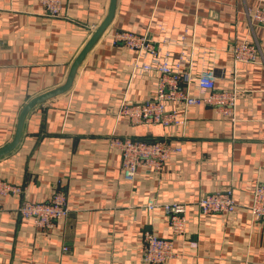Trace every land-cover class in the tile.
Wrapping results in <instances>:
<instances>
[{
	"label": "crops",
	"instance_id": "obj_1",
	"mask_svg": "<svg viewBox=\"0 0 264 264\" xmlns=\"http://www.w3.org/2000/svg\"><path fill=\"white\" fill-rule=\"evenodd\" d=\"M110 0H62L61 15L40 0H0V148L14 137L21 109L65 83L72 62L108 13ZM264 0H117L112 21L77 69L72 86L35 105L18 145L0 156V179L22 188L0 197V264H148L144 233L172 239L174 256L161 264H264V217L251 211L264 185V24L252 19ZM146 35L161 54L213 64L241 86L236 120L208 104L190 113L181 134L158 123H134L122 103H142L160 77L134 73L148 61L117 31ZM256 43L261 56L236 61L233 47ZM193 53V54H192ZM180 131V129H178ZM172 133V134H170ZM171 135L181 147L162 172L140 166L123 177L111 136L153 140ZM232 189V213L203 214L202 195ZM67 196V217L51 229L22 217L25 201ZM154 197L157 206L147 209ZM186 205V233L175 235L164 204Z\"/></svg>",
	"mask_w": 264,
	"mask_h": 264
},
{
	"label": "built area",
	"instance_id": "obj_2",
	"mask_svg": "<svg viewBox=\"0 0 264 264\" xmlns=\"http://www.w3.org/2000/svg\"><path fill=\"white\" fill-rule=\"evenodd\" d=\"M44 10L51 16L61 15L62 0H40ZM252 19L264 24V9H258L251 15ZM97 28L96 26L92 27ZM113 42L123 43L129 50L138 55L147 54L148 61L132 63L135 74L144 75L157 69L160 77L154 85L152 95L142 103L124 102L120 113L127 115L134 123H158L167 129L181 134L189 119L190 113L200 104H208L217 109L221 115L236 120V102L241 92V86L229 82L219 88L217 80L230 77L226 69L218 70L213 64H207L199 71L195 69L190 59L189 70L184 68V57L174 58L170 50L161 54L155 42L146 35H140L129 30H120L113 36ZM236 61L252 62L261 56L256 43L240 42L232 50ZM193 54V53H192ZM180 129V131L178 130ZM172 134V133H170ZM171 135L147 140L134 139L127 136H111L110 145L119 150L123 177L128 181L136 178L138 168L145 166L156 172H162L165 163L174 152L181 151L179 145L170 140ZM22 188L0 179V197L9 194H20ZM203 214L232 213L237 204L232 189L206 193L198 202ZM157 206L156 199L151 197L146 203L147 209ZM168 222L175 235L186 233V205L183 202L164 204ZM251 211L255 218L264 217V185H258L253 191ZM18 212L22 217L32 219L34 224L42 229L53 228L57 221L69 214L67 196L62 191H55L50 199L43 202H23ZM173 240L156 235L153 232L144 233L143 260L148 264H161L174 256Z\"/></svg>",
	"mask_w": 264,
	"mask_h": 264
},
{
	"label": "water",
	"instance_id": "obj_3",
	"mask_svg": "<svg viewBox=\"0 0 264 264\" xmlns=\"http://www.w3.org/2000/svg\"><path fill=\"white\" fill-rule=\"evenodd\" d=\"M116 1L117 0H110V6L108 9V13L106 17L103 19V21L100 23V25L95 29L94 33L92 36L89 38V40L86 42L84 47L81 49V51L78 53L74 61L72 62V65L70 67L67 79L64 84L61 86L48 91L46 93H43L41 95H38L31 100H29L24 107L21 109L18 121H17V126H16V131L14 134V137L10 143H8L6 146L0 148V156H3L4 154H7L11 150H13L19 143L21 136H22V130H23V125L25 122V119L27 117V114L29 111L38 103H41L49 98H52L60 93H63L67 91L73 83L74 77L76 75L77 69L80 66L82 60L84 57L87 55V53L90 51L92 46L95 44V42L98 40V38L101 36V34L105 31V29L108 27L110 22L112 21L115 13V8H116Z\"/></svg>",
	"mask_w": 264,
	"mask_h": 264
}]
</instances>
